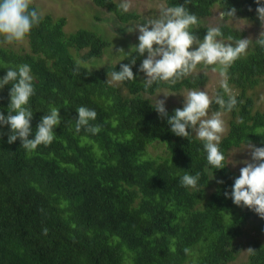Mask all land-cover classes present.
<instances>
[{"label":"trees","instance_id":"obj_1","mask_svg":"<svg viewBox=\"0 0 264 264\" xmlns=\"http://www.w3.org/2000/svg\"><path fill=\"white\" fill-rule=\"evenodd\" d=\"M91 1L121 21L136 16L123 12L115 0ZM164 1L168 7L184 5L198 17L192 31L200 40L212 27L204 19L215 4L225 20L233 18L226 14L232 8L235 16L255 20L257 7L264 6V0ZM31 7L40 12L35 4ZM42 15L26 37L28 50L0 45V79L8 67L31 68L35 91L28 104L33 111L29 139L52 108L59 109L61 122L53 142L33 151L19 138L8 143L10 127L0 125V264L235 261L242 248L237 238L258 214L233 203L231 190L238 174L226 156L231 147H264V108H256L250 93L264 83V47L256 42L264 32L228 68L237 104L227 111L213 102L209 109L229 114L220 143L226 165L214 169L195 131L188 129V138L175 135L168 123L175 109L165 108L167 116H161L150 98L162 89L201 87L208 80L206 73L191 74L175 85L154 82L146 89V76L139 69L147 53L139 55L135 48L130 52L136 57L131 66L135 79L109 84L112 71H119L131 57L91 68L82 62L101 55L108 40L85 28L68 33L64 16ZM214 27L221 29L222 39L244 36L243 30L227 23ZM10 88L11 83L0 88V113L5 116L11 111ZM217 93L227 99L220 86L214 96ZM81 106L96 111L89 123L101 126L98 134L84 128L76 132V110ZM196 173L197 188L181 184L183 175ZM251 229L246 258L239 264H264V218Z\"/></svg>","mask_w":264,"mask_h":264},{"label":"clouds","instance_id":"obj_2","mask_svg":"<svg viewBox=\"0 0 264 264\" xmlns=\"http://www.w3.org/2000/svg\"><path fill=\"white\" fill-rule=\"evenodd\" d=\"M257 3L259 4V0ZM32 4L33 0H0V37H3L4 42L9 44L23 42L32 28L43 20L42 13L31 7ZM119 8L123 12H128L131 8L130 0H124L119 4ZM235 11L232 8L227 10L226 14L235 17ZM256 11L259 19H264V6H258ZM198 24V17L190 13L184 5L172 7L161 5L158 18L149 19L146 23L136 26L135 29L139 31V43L135 52L139 55L147 53L139 69L146 76L144 80L146 89L154 82L161 81L175 85L179 80L196 73L198 65L220 66V88L227 95V99L220 93L213 97L204 90H189L186 96H183V107L174 110V115L168 118V123L175 135L184 138L190 135L188 129L194 130L197 138L203 142L208 163L214 169H223L226 164L220 143L227 129L222 118L223 113L216 111L209 117V109L213 102L227 111H231L237 104L236 96L232 94L228 84V68L246 54L251 41L248 38H240L234 44L225 43L221 29L211 27L201 42L192 31L193 26ZM232 39L231 36L227 38L228 41ZM256 42L264 47V37L258 38ZM193 45L197 47L193 48ZM125 53L126 58L131 57L129 63H122L119 71H112L111 80L107 81L109 84L118 85L135 79L131 66L135 64L136 57L131 56V53ZM7 69L6 75L0 79V88L11 83L9 92L11 111L7 116L0 113V125L10 127L8 143L11 144L19 138L21 145L28 151L35 150L41 144H51L55 138L54 129L61 122L59 109L52 108L49 114L43 115L36 127L34 138L29 139L32 133L33 111L28 104L35 91L31 68L24 64L20 65L18 70L11 67ZM212 70L215 72L217 68L213 67ZM168 95L164 94L165 97ZM164 105V100L157 99L154 109L161 116H167ZM76 112L78 113L76 132L81 128L93 135L101 131L100 125L89 123L97 117L95 110L81 106ZM247 148L250 150L251 161H244L245 166L240 168V174L232 185L231 198L237 206H245L264 218V147L248 143ZM199 177L200 173L194 176L185 174L181 184L195 189ZM249 251L252 252L253 249L249 248Z\"/></svg>","mask_w":264,"mask_h":264},{"label":"rangeland","instance_id":"obj_3","mask_svg":"<svg viewBox=\"0 0 264 264\" xmlns=\"http://www.w3.org/2000/svg\"><path fill=\"white\" fill-rule=\"evenodd\" d=\"M115 1L119 4L124 2V0ZM130 3L131 8L128 13H132L136 16L130 17L127 21H121L112 12L107 11L103 7L97 6L91 0H33V4L39 8L41 13H50L54 16H64L66 18V23L64 25V30L66 32L69 33L79 28H85L98 33L101 37L108 40L109 44L104 48L101 55L90 58L86 62H82L91 68H99L103 65L114 64L125 57V52L130 53L139 43V31L138 29H135L136 26L146 23L149 19L158 18L161 5L168 7L164 0H130ZM204 22L212 27L221 23H227L237 29L243 30L244 36L242 38H248L251 41L247 51L250 49L252 41L259 34L264 32V19L260 20L257 18L252 20L245 16L237 15L225 20L217 4L213 6L211 15L205 18ZM223 40L225 43H235V41ZM0 45L10 47L14 50L25 51L29 49L26 38L23 42L9 44L3 41V37H0ZM195 47H197V45H193V48ZM119 49H123L124 51ZM82 52H84V50L80 51V53ZM213 67H216L217 71L214 72L212 70ZM219 68V65L197 66L196 73H206L208 80L203 86L194 89L204 90L210 96H214L216 89L220 86L221 77L219 75ZM189 90L192 89H182L178 92L162 89L150 96V98L155 103L157 102V99L164 100V106L168 109L182 108L184 103L183 96H186ZM250 93L255 99L256 108L263 109L264 83L258 85L253 90H250ZM164 94L169 95L165 97ZM213 113V111L209 110V117ZM222 113V118L224 119L226 129L228 130L229 114L226 112ZM227 130L223 135L227 133ZM226 160L231 169L236 171L239 176L240 168L245 166L244 161H251L250 150L247 148V145L231 147L227 152ZM259 219L260 217L257 215L253 220H250L246 224L241 236L237 238L238 242L242 244L238 258L229 264H239L244 261L248 252V240L253 233L251 227ZM261 236H264V231L261 233Z\"/></svg>","mask_w":264,"mask_h":264}]
</instances>
